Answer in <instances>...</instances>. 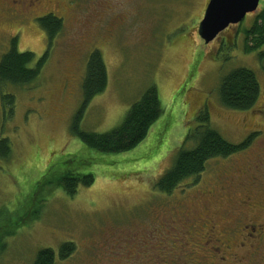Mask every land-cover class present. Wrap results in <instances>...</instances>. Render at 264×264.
Wrapping results in <instances>:
<instances>
[{
  "label": "rangeland",
  "instance_id": "1",
  "mask_svg": "<svg viewBox=\"0 0 264 264\" xmlns=\"http://www.w3.org/2000/svg\"><path fill=\"white\" fill-rule=\"evenodd\" d=\"M14 1L0 0V59L14 38L19 52L38 60L48 51V57L32 84H0V139L12 150L0 160V264H33L42 249L55 253L54 264H264V240L259 245L248 239L233 219L264 217L241 204L248 191L264 201V45L246 51L254 38L245 33L264 0L208 45L197 33L208 0ZM48 14L63 22L50 48L38 21ZM95 50L106 67L107 87L88 104L81 131L117 128L150 87L163 109L146 138L125 153L96 152L71 132ZM239 68L251 70L260 87L255 106L245 112L224 108L218 96L222 79ZM203 112L229 143L255 133L254 139L241 152L210 160L196 182L189 179L170 195L158 192L155 184ZM67 171L94 181L73 197L53 187L37 189ZM212 190L208 199L200 197ZM206 216L217 223L208 244L199 226ZM26 218L5 237L16 220ZM63 243L75 245L65 260L58 258Z\"/></svg>",
  "mask_w": 264,
  "mask_h": 264
},
{
  "label": "trees",
  "instance_id": "2",
  "mask_svg": "<svg viewBox=\"0 0 264 264\" xmlns=\"http://www.w3.org/2000/svg\"><path fill=\"white\" fill-rule=\"evenodd\" d=\"M39 25L44 30L48 47L52 46L56 36L62 31L63 22L60 18L48 14L38 19ZM260 23V24H259ZM246 38H254V45L247 47L248 52H255L264 45V8L256 15L252 29L245 32ZM48 51L35 60L31 52H19L16 39H12L11 48L0 59V84L9 83L13 86L25 87L32 84L39 76ZM264 58V52L259 53ZM107 71L99 51H93L86 65L85 77L82 85L83 103L73 119L72 134L82 144L91 150L105 154L125 153L136 148L147 136L151 126L159 119L163 112L155 87H150L136 101L126 113L122 123L117 128L105 134L86 133L79 129V124L88 104L107 87ZM260 95V87L255 74L246 68H239L226 75L219 86L218 96L221 105L232 111L245 112L251 110ZM13 99L9 98L12 106ZM11 111V110H10ZM199 125L190 131L185 140L186 144H193L189 149L182 147L174 159L172 167L163 174L155 189L165 195H170L183 182L191 179L196 182L203 173L207 163L216 158L230 157L245 150L255 137V133L247 137L239 144L226 141L219 133L209 126V118L206 112L196 117ZM12 150L7 139H0V160H8ZM91 175H78L71 171L60 173L52 181L40 182L37 189L53 187L73 197L79 186L88 187L93 183ZM51 189V188H50ZM28 218L16 220L13 231L6 233L5 237L13 236L15 230L22 226ZM28 222V221H27ZM1 231V229H0ZM2 245L1 251H4ZM75 250L73 243H63L59 247L58 258L67 259ZM55 253L51 249H42L37 252L33 264H54Z\"/></svg>",
  "mask_w": 264,
  "mask_h": 264
},
{
  "label": "water",
  "instance_id": "3",
  "mask_svg": "<svg viewBox=\"0 0 264 264\" xmlns=\"http://www.w3.org/2000/svg\"><path fill=\"white\" fill-rule=\"evenodd\" d=\"M259 0H209L197 29L198 36L209 44L229 26L241 23L255 13Z\"/></svg>",
  "mask_w": 264,
  "mask_h": 264
},
{
  "label": "flooded vegetation",
  "instance_id": "4",
  "mask_svg": "<svg viewBox=\"0 0 264 264\" xmlns=\"http://www.w3.org/2000/svg\"><path fill=\"white\" fill-rule=\"evenodd\" d=\"M19 1L23 2L25 0H22V1L19 0ZM32 2H36V4H37L38 0H32ZM13 3L16 4L14 0H13ZM232 27L233 26H230L228 29H231ZM208 195L213 196V190L210 192H207V193L206 192L200 193V197L204 198L205 200L208 197ZM202 201H204V200H202ZM241 202H242L241 203L242 205L247 206L251 211H253V213H254V211H257V213L259 211L264 212V201H256L253 198V191H248L247 197L245 199L241 200ZM259 203H260V205L258 206ZM207 212H208V210H207ZM242 216H243V214H239L237 217H234L233 219L237 220V224L241 225L239 227H240L241 231H245L247 233L248 239L256 242V244L259 243V245H260L264 240V217L259 218L260 216L259 215L255 216V213H254L255 218L253 219V221H251L250 223H244L243 221H241V220H243ZM199 219H200L199 220L200 221L199 226L203 227V230L205 231V234H204L205 238H203V239H205L207 244H208V242H213V239L215 238L214 233L217 230L216 229L217 223L215 224V222L211 219V216H206L205 218L200 217ZM242 223H244V224H242ZM213 250L216 251V255L219 257L220 260L225 259L224 256L222 255L224 253V250L222 249V247H216Z\"/></svg>",
  "mask_w": 264,
  "mask_h": 264
}]
</instances>
